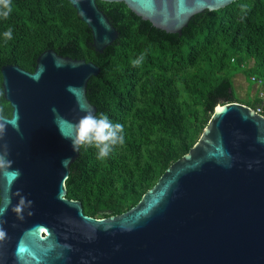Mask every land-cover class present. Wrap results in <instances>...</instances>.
Here are the masks:
<instances>
[{
  "label": "water",
  "instance_id": "95a60500",
  "mask_svg": "<svg viewBox=\"0 0 264 264\" xmlns=\"http://www.w3.org/2000/svg\"><path fill=\"white\" fill-rule=\"evenodd\" d=\"M102 52L118 36L97 0H68ZM123 2L181 34L195 14L236 0ZM0 264H264V116L218 104L198 140L129 210L95 218L66 197L74 123L96 112L86 86L99 67L46 49L33 71L1 67Z\"/></svg>",
  "mask_w": 264,
  "mask_h": 264
},
{
  "label": "trees",
  "instance_id": "16d2710c",
  "mask_svg": "<svg viewBox=\"0 0 264 264\" xmlns=\"http://www.w3.org/2000/svg\"><path fill=\"white\" fill-rule=\"evenodd\" d=\"M10 2L11 14L0 19V33L13 29V39L0 36V113L12 110L1 67L31 72L39 54L52 49L99 67L86 97L95 113L124 126L125 143L108 158L81 147L70 165L66 197L79 200L86 215L108 217L135 206L198 140L216 105L239 102L264 116V91L239 100L232 84L240 70L249 81L264 80V0H236L195 14L181 34L154 27L123 2L97 0L118 31L102 52L94 50L90 29L68 0ZM142 54L141 65L133 67Z\"/></svg>",
  "mask_w": 264,
  "mask_h": 264
},
{
  "label": "clouds",
  "instance_id": "9594fccd",
  "mask_svg": "<svg viewBox=\"0 0 264 264\" xmlns=\"http://www.w3.org/2000/svg\"><path fill=\"white\" fill-rule=\"evenodd\" d=\"M12 12L10 0H0V19H7ZM0 36L4 40L13 39V29L8 27ZM144 60L143 54L132 61V66L141 65ZM82 116L74 123L75 135L72 139L74 151L81 147L94 148L97 158L104 160L108 158L118 145L125 143L124 126L114 123L103 113H95L83 106L80 107Z\"/></svg>",
  "mask_w": 264,
  "mask_h": 264
},
{
  "label": "rangeland",
  "instance_id": "374dc122",
  "mask_svg": "<svg viewBox=\"0 0 264 264\" xmlns=\"http://www.w3.org/2000/svg\"><path fill=\"white\" fill-rule=\"evenodd\" d=\"M232 84H233V91L239 100L247 99V97L253 96L254 93L256 92L264 91L263 79H261L260 81L259 80L249 81L248 73L242 70L235 71V73L232 76Z\"/></svg>",
  "mask_w": 264,
  "mask_h": 264
},
{
  "label": "built area",
  "instance_id": "2783aa9c",
  "mask_svg": "<svg viewBox=\"0 0 264 264\" xmlns=\"http://www.w3.org/2000/svg\"><path fill=\"white\" fill-rule=\"evenodd\" d=\"M262 97H263V100H264V94H261ZM257 112H259L260 110L259 109H256Z\"/></svg>",
  "mask_w": 264,
  "mask_h": 264
}]
</instances>
